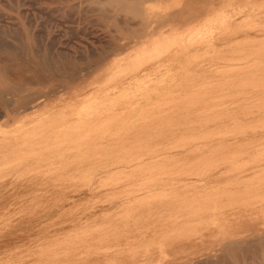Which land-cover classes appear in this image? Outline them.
Returning <instances> with one entry per match:
<instances>
[{"label":"rangeland","instance_id":"374dc122","mask_svg":"<svg viewBox=\"0 0 264 264\" xmlns=\"http://www.w3.org/2000/svg\"><path fill=\"white\" fill-rule=\"evenodd\" d=\"M13 1L0 0V8L8 9ZM34 1L21 0L22 17L39 30L42 26L47 29L55 43L51 41L55 57L70 60L69 64L86 62L88 51L96 50L102 42L100 31L90 21L69 25L45 8L48 5L44 0ZM178 1L149 3L154 14L159 8L158 14L179 23L173 25L175 33L168 29L173 41L170 57L187 61L171 64L175 79L141 83L137 88L139 83H128L133 71H123L113 83L108 77L112 71L103 66L89 73L85 83L54 80L52 87L50 83L30 85L38 93L49 94L44 98V109L20 118L25 128L32 127L48 110H61L62 115L65 112L67 124L79 123L82 97L106 94L114 87L135 91L131 101L122 100L119 105L123 109L132 102L134 111L130 119L118 120L106 131L90 130L87 124L68 130L69 143L43 151L59 155L53 164L23 159L25 149L0 148V264H106L102 252L94 251L97 237L123 223L126 218L115 213L121 207L114 208L129 196H144L149 201L139 208L141 217L136 223L130 221L128 227L140 225L160 234L150 238L153 260L165 251L169 259L177 253V260L192 264L207 253L220 254L216 249L222 243L245 236L250 225H262L259 207L254 208L248 200V195L255 192L234 189L258 181L260 177L251 176L247 168L264 165V0ZM221 10L234 11L236 20L220 22L217 13ZM0 24L7 25L6 20H0ZM123 35L135 44L144 38L132 31ZM210 41L216 47L205 50ZM186 48L196 49L197 55L180 52ZM125 54L120 55V61H127ZM142 68L136 69L137 74L143 73ZM8 101H0L1 116L2 110L9 109L6 103L13 104V100ZM18 119L5 122L0 117V134L13 129ZM208 134L211 139L206 140ZM145 188L150 192L174 189L181 197H191L204 188L206 192H218L219 197L213 207L191 209L180 206L181 197L150 198ZM136 215L133 213L130 220ZM157 241L163 244L161 251ZM258 261L248 258L250 264Z\"/></svg>","mask_w":264,"mask_h":264},{"label":"bare ground","instance_id":"6f19581e","mask_svg":"<svg viewBox=\"0 0 264 264\" xmlns=\"http://www.w3.org/2000/svg\"><path fill=\"white\" fill-rule=\"evenodd\" d=\"M38 1L39 0H36V2H34L37 3ZM150 1L151 0H44L43 2H46L45 4L48 5V7L45 8L52 13L56 12L58 17L61 18L63 22L71 25L72 23H79L80 21H90L92 25L100 31L99 36L102 42L96 50L91 49L93 51H88L90 52V55L87 58V61L72 64H69L70 60L64 62L63 60L60 61L55 57V53L52 51V42L54 43V41L50 40V34L47 29L43 30L44 26H42L43 28L39 30L32 22L24 20L25 17H22L21 10L19 8L21 0H14L9 3L8 9L7 7L6 9L0 8V20L3 22V19H5L7 23V25L0 24V101L5 102L13 100L12 106L10 105L11 107L6 103V106L9 109L2 110V116L0 115V117L4 118L5 122L7 120L19 118L14 121L18 124L15 125L13 129L1 131L0 148L9 147L15 150L25 149L27 151H24V153L22 152L23 159H34L38 162L43 161L48 164H53L59 159V155H55L51 152L44 153L43 151L47 150V148L51 151L50 149H52V146L55 144L69 143V137L66 136L70 133L68 130L73 129V127L77 128L86 126L85 124H87V128L90 130L95 128L94 130L99 132L104 130L106 131L110 126L116 124L118 120L127 121L130 119L131 114L134 111L132 102L127 103L123 109H120L119 105L122 100L135 96V91L130 89L127 90L125 87H121L120 89H118V87H114L111 92L106 94L94 95L92 98L90 96V98H84V96L82 97V102L78 111L79 123L67 124L65 112L64 115H62L61 110H48V114L40 117L37 122L32 124V127L25 128V124L20 121V118L26 115L30 116L31 114H36L44 109L46 105L44 104V98L49 94L45 95L34 91L30 86L31 84L50 83L48 85L51 86L54 80H59L60 83H85L89 73L96 71L103 66H107V69L112 71L111 75L108 77L109 80H113V83L115 80H118L119 75H121L123 71H133L128 83H139L136 85L137 88L141 86V83H166L169 79H175L176 76L171 74V64L176 63L177 65H180L187 61L186 59L180 60L176 59V57H170L173 41L169 38L171 32H169L168 29H171L172 33H175L172 29L173 25H175L178 21L169 19L164 15L162 16V14H158L157 10L159 8L157 7L159 5L157 3L156 4L158 6H155L157 9L154 11H156L158 15H155L156 13L154 14L150 10L152 8L149 9ZM171 1L179 3L178 0ZM171 3L172 2L169 4ZM31 4L33 3L31 2ZM175 5L173 3V6ZM162 6L164 5L162 4ZM170 9L167 8L168 11ZM37 10L40 11V9ZM234 11L232 13L228 10H221L217 13V20L222 23H232L235 19L233 18L235 15ZM246 11L248 10L246 9ZM41 13L44 14L43 12ZM169 15L171 14L169 13ZM87 18L90 20H87ZM31 20L33 19L31 18ZM44 20H46V18ZM167 25L169 26L168 28H163ZM73 29L74 28H72V31ZM129 31L136 33L137 37L144 38L135 44L133 43V40L125 37L126 34L122 36L123 33ZM79 33L82 34L80 30L78 34ZM73 35V37H75V34ZM75 39L78 38L76 37ZM175 40L177 41V39ZM215 47L216 44L210 41L206 44L205 50L214 49ZM190 51H192V56L197 55V50H192V48H186L180 52H185L184 55H186V53H189ZM123 52H126L125 55L127 56V61L125 62L120 61L122 59L120 55ZM85 59L86 58H84V60ZM125 65L128 67L125 68ZM140 66L143 67V73L137 74L136 69ZM174 71L175 69L173 72ZM97 88L99 87L97 86ZM52 91L57 92L55 88ZM62 92H64V90ZM146 95H149V93H146ZM128 101L131 100L129 99ZM1 102L0 105H2ZM2 107L3 105L1 108ZM52 107L54 106H51V108ZM66 107L67 105L65 108ZM105 112L106 115L103 116V113ZM88 119L94 121L96 120V122L89 124L87 123ZM102 128L104 130H102ZM59 129L62 131H59ZM242 133L245 134V132ZM221 134L222 133L219 135ZM193 136L194 135H192V137ZM41 137L45 138L42 139ZM208 139H211V137H206V140ZM202 140L204 141L205 138ZM192 142H194V140ZM195 142H197L196 139ZM39 145L42 146L38 147ZM183 148L184 146L181 147V149ZM172 150L174 149L172 148ZM138 160L141 159L139 158ZM247 169H250L249 172H251V176L258 175L260 178L256 182H249L243 187L236 188L234 190L243 189L247 193L255 192L252 195H248V200H252L251 205H253L254 208L259 207L263 216V221H261L262 225L260 227L250 225V227L245 230V236H234L228 242L222 243L216 249L220 251V254L217 255L207 253L204 257L197 259L192 264H250L248 262V258L259 259L258 264H264V256L262 255V251L264 250V165H252ZM145 189H147L145 192L149 193L148 195L150 198H168L169 200H175L176 198L181 197V195H179L174 189H170L168 191L165 189L155 190L152 191L153 193L150 192V188ZM231 192L233 191H229V194ZM217 197H219L218 192H206L205 189L202 188L201 191L199 190V192L195 193L191 197L182 196V199L180 198L182 202L180 206L189 207L191 209L209 208L215 206V199ZM147 205H149V201L144 200V196H129L120 202L114 209L119 206L121 209H117L115 213H117L119 217L126 219L122 224L115 227L118 229L110 233L103 232V236L97 237L98 244L94 251L102 252L101 257L103 259H107L104 261L106 264H190L185 262L183 259H180V261L177 260V253H173V256L169 259L168 253L161 251L163 244L158 241L156 245L161 251V257L153 260L150 251V238H155L160 234H157L154 229L152 230L153 232L150 233V230H148L149 227H142L140 225H135L133 229H129V222L133 220V223H136L137 219L141 217L142 211H140L139 208ZM133 213H137V217H131L132 219L130 220V216ZM210 220L211 222H215L214 218H210ZM125 252L126 254H124ZM227 256H230L231 259L228 260ZM164 258L165 261H163ZM28 260L30 263L33 262V259ZM19 264L22 263L19 262ZM95 264H98L97 261Z\"/></svg>","mask_w":264,"mask_h":264}]
</instances>
